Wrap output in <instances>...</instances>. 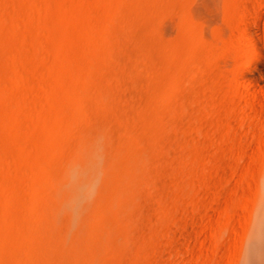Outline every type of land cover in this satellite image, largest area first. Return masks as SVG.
I'll use <instances>...</instances> for the list:
<instances>
[{
	"label": "rangeland",
	"instance_id": "374dc122",
	"mask_svg": "<svg viewBox=\"0 0 264 264\" xmlns=\"http://www.w3.org/2000/svg\"><path fill=\"white\" fill-rule=\"evenodd\" d=\"M263 148L264 0H0V264H230Z\"/></svg>",
	"mask_w": 264,
	"mask_h": 264
},
{
	"label": "bare ground",
	"instance_id": "6f19581e",
	"mask_svg": "<svg viewBox=\"0 0 264 264\" xmlns=\"http://www.w3.org/2000/svg\"><path fill=\"white\" fill-rule=\"evenodd\" d=\"M246 86L253 93L256 92L253 82L247 81ZM259 153L261 154L260 161L253 163V168L250 167L252 174L249 172L245 178L246 182L240 183L242 202L239 207V221L234 228L232 227V230L227 225V228L231 230L229 235L227 233V237L224 235L226 232L220 234L224 241L221 242L222 247L227 249L228 245L224 246L226 240L229 244L228 248L231 247V252L228 250L230 253L226 250L229 256H232L230 264H264V148ZM210 221L208 224L211 223L214 226V223Z\"/></svg>",
	"mask_w": 264,
	"mask_h": 264
}]
</instances>
